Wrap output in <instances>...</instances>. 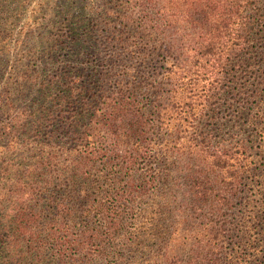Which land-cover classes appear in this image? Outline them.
I'll return each mask as SVG.
<instances>
[{
	"label": "trees",
	"instance_id": "obj_1",
	"mask_svg": "<svg viewBox=\"0 0 264 264\" xmlns=\"http://www.w3.org/2000/svg\"><path fill=\"white\" fill-rule=\"evenodd\" d=\"M27 1L0 0V77L17 70L31 86L38 85L37 96L18 108L21 118H9H15L16 123L23 121V117L35 120L31 130L38 134L41 126L52 127L57 123L59 128L61 121L84 116L87 97L81 95L88 90L78 85L79 76L71 73L73 67L68 61L62 63L57 51L61 47L66 58H70L67 51L73 42L77 44L76 37L83 32L68 13L75 5L81 4L84 8V4L82 0H47L59 21L53 18L47 24L49 29L44 31L49 47L46 60L58 65L50 77H45L43 74L50 65L44 61L41 66L33 63L24 64V69L14 67V61L20 59L15 55L22 47L26 51L30 48L29 30L18 38L12 33L13 20L21 16L22 6ZM112 1L118 2L117 30L132 37V41L127 42L120 36L119 40L125 44L121 45L134 55L129 58L138 57L142 68H150L144 72L148 76L103 91L94 100L95 106L88 111V116L76 123L83 127L84 134L96 136L105 132L113 145L122 146L124 154L111 164L101 157L97 162L99 150L94 143L87 146L75 140L77 144L66 149L65 158L59 159L53 152L48 154L50 157L44 156L62 160L69 173L67 178L80 187L76 191V187L70 189L69 186L63 196L55 195L56 191L48 188L55 186L52 171L42 182L33 179L27 187L15 182L5 188L3 178L8 170L7 165L0 162V264H90V257L94 258V264H99L102 258L118 259L119 255L133 260L132 264H264V251H260V255L255 253L257 241L264 243V182L256 179L255 167L248 165V146L245 145L247 141L251 143L254 136L250 134V140L236 138L230 146H218L212 144L211 132L203 124L221 103L225 81L234 76L233 105L235 109L244 110L251 99L258 98L250 124L257 125L255 129L264 136V0ZM88 20L83 18V22ZM131 43L136 50L129 48ZM158 45L162 54L156 66L159 54L154 49ZM113 62L107 65L112 67ZM151 85L156 92L151 93L155 95L153 99L137 102L140 89L144 87L146 93ZM5 93L6 86L0 85V96ZM75 97L82 98L79 113L73 110L70 116H65ZM6 101L0 100V103ZM255 118L257 122L253 121ZM15 126L7 124L5 129L12 133ZM163 129H168L165 157H173L179 165L176 170H170L163 161L155 170L159 163L153 162L151 152ZM96 163L100 166L95 167ZM27 167L33 170L32 164ZM93 169H96L92 174L95 179H89ZM171 172L176 175L171 176ZM117 176L126 181L125 187L130 185V190H124V186L123 190L119 188L121 181ZM166 178L170 182L166 183ZM247 179L254 183L259 194L258 203L253 204L257 211H250L249 220L242 216L235 218V223L232 211L234 205L240 203V193L248 184ZM96 183L109 185L113 196L107 198L108 202L102 201L101 193L92 194ZM152 183L163 185L168 192L166 204L169 207L174 204L166 209L175 212L165 228L155 233L152 227L145 230L143 218H135L142 209L139 203L131 202L148 191ZM117 195L126 197L120 201L115 199ZM10 198L12 206L8 212L6 203ZM42 216L49 217L45 223L40 222ZM66 216L84 218L80 226L74 228L78 234L75 232L72 236ZM166 216L165 213L159 221ZM155 222L157 224L158 220ZM244 222L247 228L241 231L240 226L246 225ZM232 226L244 237L252 236L245 253L246 262L239 260L238 242L234 253L226 250ZM45 230L48 233L43 236ZM152 233L156 235L157 248L148 252L147 241Z\"/></svg>",
	"mask_w": 264,
	"mask_h": 264
},
{
	"label": "rangeland",
	"instance_id": "obj_2",
	"mask_svg": "<svg viewBox=\"0 0 264 264\" xmlns=\"http://www.w3.org/2000/svg\"><path fill=\"white\" fill-rule=\"evenodd\" d=\"M75 1L79 2L80 0ZM82 4H84V8L81 7V4H77L70 9L68 15L72 16L75 24L81 27L80 31L83 32V35L78 34L76 37L78 41L77 44H74L75 42H73V45L71 44L69 51H67L71 54L70 58H66L65 50H61V47L57 51H59V59L62 60V63L65 64L68 61L73 67L71 73H76L79 76L77 78L78 85L82 86L83 89L88 90L81 95V97H87V101L83 105L85 107L84 116H80L78 119L71 118L72 120L67 119L66 121H61L59 128L57 123L53 124L52 127L41 126L37 134L35 131L31 130V128L35 126V120H30L29 118L26 120V118L23 117V121L16 123L15 118L12 120L9 118H11V116H18V118H21L22 114H19L21 111L18 108L27 105L28 100L31 99L32 96H37L38 85L33 83L31 86L28 81L23 80L24 78L20 76V73L17 70L11 71V74L5 72L0 77V85L6 86V93L3 97L0 96V100H7L6 103H0V150L3 151V153L0 151V162L1 165L6 164L8 170L7 174L4 176L5 179L3 178L5 188L7 185L8 187H11L15 182H17L19 186L27 187L32 184L33 179L36 182H38V180L42 182L47 174L52 171V175L55 177V186L49 185L48 188L51 190L54 189L56 191L55 195L63 196V194H66V190H69V186L71 189L76 187L77 184H72V180L67 178L69 173L64 168V165L61 162L62 160L57 161L56 158L46 159L44 156L53 152V154H58L59 159L65 158V154H67L66 149L70 148L71 144L72 146L77 144L75 140L77 142H82L87 146L92 145L93 142L99 150V158H97V162H99L101 157L109 161L108 163L111 164L115 160H119L124 154L122 146L120 144L113 145L114 142L111 141L108 134L103 131L96 136L87 133L84 134L83 127L79 125L77 126L78 123L76 122H79V120L88 116V111H92V106H95L94 100L98 98L100 93L118 87L125 82L145 79L148 75L144 72L150 68H142V63H140L141 59H138V57H136V59L129 58V56L134 55L127 52L126 48L121 45L123 44V41H120L119 38L122 37L128 42L132 37H128L127 34L124 33L121 34L117 30V28H119V22L117 20H120V18L117 19L115 16V14H117L118 2L112 0H82ZM22 8L21 16H16L13 20L14 25L12 26V33L13 35L15 34V38H18L21 37L23 31L25 32L26 30H29L27 34L30 48L26 51L22 47V50L19 53L17 52L18 55L15 56L16 58L20 57V59L17 62H15L16 60L14 61V67L17 69H19V67L24 69L26 68L24 64L28 66V64L31 65L37 63V66H41L44 62L49 63L48 65L50 66H48V71L46 74H43V76L50 77L58 63H51L46 60V56H48L49 53V47H47L48 42L45 40L43 34L45 30L49 29L47 24L52 21L53 18H57L59 21V18L57 17L58 14L50 10L49 2L47 0H29L22 6ZM33 10H35V12H33ZM83 18L89 20L83 22ZM56 26L62 28L59 24ZM61 31L64 32V29ZM132 45V43L129 44V48L134 50L136 47H133ZM154 50L159 54L156 57L158 61L155 59L157 61L155 65L157 66L160 64L159 61L161 59L162 51L159 45L156 46V49ZM12 51L9 52V54H11ZM115 57H118L119 60L115 61ZM111 61H114L113 64L111 63L112 67L107 65V63ZM147 61L148 60H145L144 62ZM124 66L125 69L123 68ZM10 69L12 70V68ZM6 70H8V68ZM97 71H100V73ZM147 81H152L156 84L158 83V81L153 80ZM160 86L164 87V85L161 84ZM8 88L9 90H7ZM235 88L236 82L235 77L233 76L229 81H225L221 103H218V105L214 107V110L209 113V119L204 121L203 124H205L204 127L211 132L212 144H217L218 146H230L231 142H234L236 138L250 140L248 138L249 135H253V141H251V143L247 141L245 144L248 146V165L255 167V173L257 174L256 179L260 182H264V136L261 137V135H259L260 133L255 129L257 125L250 124V122H252L250 121V117L254 114L256 105L259 104V99H251L244 110L239 108L235 109L236 105H233L235 104ZM144 89V87L141 88L140 93L136 96L137 102L140 100V103H144L146 102L145 98L151 100L155 96L153 95L156 93L153 92L155 91L153 85H151L146 93L143 91ZM5 95H7V97L4 99ZM72 101V108L70 111L68 109L69 113H66L65 116H70L73 110L75 111L74 113H79L80 111L82 98L75 97ZM137 102L136 105L139 104ZM32 106L36 107L35 105ZM253 121L257 122L258 119L255 118ZM7 124L16 125L12 130V133L8 132L10 129H5ZM20 124H23L24 126ZM49 130L52 131L46 133V131ZM161 132L162 133L158 134L159 140L155 139L157 142L153 143L154 146L151 152V154H154L153 162L156 160L157 163H159L156 165L155 170H158L159 167L162 166L160 164L162 161L165 164L168 163L167 166L170 167V170H176L179 165L172 160L173 157L170 158L171 160L166 158L164 153L165 145L168 140V129H163ZM48 157H50V155H48ZM150 160L152 161V158H150ZM29 164L33 165L32 171H29L30 169L27 167ZM99 166V163H96L95 167ZM95 171L96 169L91 170V176L89 179H95V176H92ZM163 171L164 170L162 169L161 173H163ZM107 172L108 171H105V174H107ZM170 175L174 176L176 174L171 172ZM117 179H119L118 176ZM78 180L81 184V179ZM165 181L166 183L170 182V179L166 178ZM248 181L249 179H247V182ZM99 182L102 183L101 180ZM125 183V180L121 181V183H119V188L122 189L124 186V190L128 191L130 185L125 187ZM64 184H66V187ZM253 185L254 183L252 184V182L249 181L247 185L242 187L243 190L240 193L241 197L239 199L240 203H236L232 211L234 222L236 220L235 218L239 219L240 216H242L244 220H249L247 216L252 215L250 211H257L256 208H253V204L255 202L258 203L256 200L259 199V194H257ZM150 186L151 187L148 191L145 190L146 192L143 193V195H138V197L132 199L131 202H133V204L137 202L141 205L140 209H142V211L135 218H143L145 230L148 231V228L152 227V232L155 233L157 229L162 230L165 228L169 221L172 220L171 218L174 216L175 212H169V208H172L174 204L170 205V207L166 204V201H168V192L162 187L163 185L152 183ZM132 187L134 186L132 185ZM75 190H80V187H76ZM91 191L94 192L92 193L94 195L96 192H98V194L101 193L103 195L102 197L104 200L102 201L104 203L109 201L107 198L113 196L111 195L112 192L109 189V185H99L96 183ZM125 197L126 196L124 195H117L115 199L122 201ZM64 198L67 199L66 196ZM11 200L12 199L10 198L9 202L6 203L8 212L12 206ZM72 201L73 200L71 199L70 202ZM167 207L169 208L166 209ZM118 208L119 205L117 204V209ZM159 212L164 213L159 214ZM165 213L167 216L162 221H159ZM42 217V221L39 220L40 222H44V220L47 221L49 218L48 216ZM66 218H68L67 224L71 228L72 236L75 232V234H78L77 231H74V228L75 226L79 227V222L84 221V218H82V220L75 217L74 219L69 216H66ZM155 220H158L157 224ZM91 221L92 219L90 220V223ZM57 222H59V219ZM246 228L247 224L240 226L241 231H244ZM145 230H143L144 234ZM197 232H199V229H197ZM47 233L48 231L45 230L42 235ZM153 233L148 241L146 238L143 239L149 244L148 252H151V249L153 248L154 250L157 248L155 242L156 235ZM251 238L252 236H248V234L244 237L243 234L239 233V230H235V227L232 226V232H229L227 235V252L234 253L237 248L236 242H238L241 247V257L239 260L246 262L247 257L245 256V253L248 252L247 245L250 243ZM262 243V240L257 241L256 243L257 246L255 247L257 250L255 253H259L258 255L264 251V243ZM120 251L124 253L123 249H120ZM229 256H231V254H229ZM117 258L118 259L111 256L105 257L102 258L103 260L100 259L99 264H114L115 259L117 262L115 264H132L133 261L128 257L120 255ZM90 259L89 263L94 264V258L90 257Z\"/></svg>",
	"mask_w": 264,
	"mask_h": 264
}]
</instances>
